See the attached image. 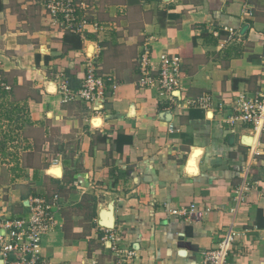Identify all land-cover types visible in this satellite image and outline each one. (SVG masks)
Wrapping results in <instances>:
<instances>
[{"label":"crops","instance_id":"crops-1","mask_svg":"<svg viewBox=\"0 0 264 264\" xmlns=\"http://www.w3.org/2000/svg\"><path fill=\"white\" fill-rule=\"evenodd\" d=\"M83 1L108 31L63 30L41 0H0V219L59 193L41 246L51 264H117L107 229L133 252L124 264H199L230 228L237 264H264V131L227 122L238 95L264 88V0ZM146 48L155 67L163 52L182 58L170 103L138 86ZM95 53L116 89L63 102L56 76L79 88Z\"/></svg>","mask_w":264,"mask_h":264},{"label":"built area","instance_id":"built-area-1","mask_svg":"<svg viewBox=\"0 0 264 264\" xmlns=\"http://www.w3.org/2000/svg\"><path fill=\"white\" fill-rule=\"evenodd\" d=\"M53 25L75 33H83L91 26L98 33H105L109 25L90 19L89 5L83 0H41ZM252 13V12H250ZM229 31L231 29L225 27ZM98 54H94L85 60V75L81 85L77 89L71 88L64 74L56 76V84L63 102L81 100L92 104L106 97L109 91L117 87L113 75H102L98 72ZM139 61L140 88L155 87L159 96L167 102L174 100V92L180 86L182 77V58L176 54L166 52L158 56L157 66L152 64L150 51L146 48L142 52ZM0 85L8 88L2 82ZM210 95H203L196 99V104L205 109L212 104ZM223 108L224 104L220 103ZM232 114L227 118L230 125L242 122L249 124L252 131L259 134L264 131V88L253 96L238 95L231 103ZM174 125L169 123V130ZM250 184L244 178L241 186L237 188L238 196L248 190ZM30 212L27 217H11L0 219V255L5 264H51L41 254L43 239L53 230L56 224V216L61 212V198L59 193L51 196L35 195L29 200ZM194 209L173 208L172 214L187 216ZM106 239L111 243L113 252L118 254L117 264H124L133 255L126 247H119L121 237L112 229L106 230ZM236 232L231 228L226 232L224 240L215 247L203 251L199 264H237L232 253V242ZM94 264V262H93Z\"/></svg>","mask_w":264,"mask_h":264},{"label":"water","instance_id":"water-1","mask_svg":"<svg viewBox=\"0 0 264 264\" xmlns=\"http://www.w3.org/2000/svg\"><path fill=\"white\" fill-rule=\"evenodd\" d=\"M175 92H178V90H176ZM251 140H252V136H245V140L243 142L246 145H250L251 144ZM100 224L112 227L113 226V218L112 217L111 218L110 217L109 218L103 217V218H101Z\"/></svg>","mask_w":264,"mask_h":264},{"label":"rangeland","instance_id":"rangeland-1","mask_svg":"<svg viewBox=\"0 0 264 264\" xmlns=\"http://www.w3.org/2000/svg\"><path fill=\"white\" fill-rule=\"evenodd\" d=\"M88 204L91 205L92 203L89 202ZM88 214L90 215V208L88 209Z\"/></svg>","mask_w":264,"mask_h":264},{"label":"trees","instance_id":"trees-1","mask_svg":"<svg viewBox=\"0 0 264 264\" xmlns=\"http://www.w3.org/2000/svg\"><path fill=\"white\" fill-rule=\"evenodd\" d=\"M75 39V38H74ZM113 181H117L116 178L112 179Z\"/></svg>","mask_w":264,"mask_h":264},{"label":"bare ground","instance_id":"bare-ground-1","mask_svg":"<svg viewBox=\"0 0 264 264\" xmlns=\"http://www.w3.org/2000/svg\"><path fill=\"white\" fill-rule=\"evenodd\" d=\"M54 86V85H53Z\"/></svg>","mask_w":264,"mask_h":264}]
</instances>
